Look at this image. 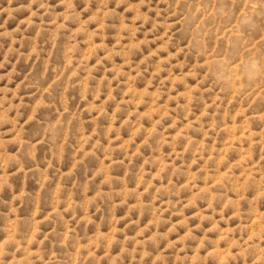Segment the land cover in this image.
<instances>
[{
  "label": "clouds",
  "instance_id": "obj_1",
  "mask_svg": "<svg viewBox=\"0 0 264 264\" xmlns=\"http://www.w3.org/2000/svg\"><path fill=\"white\" fill-rule=\"evenodd\" d=\"M262 21L264 0H83L82 7L78 0H0V264H221L223 257L264 264ZM109 27L117 28L110 46ZM66 32L63 64L54 65ZM22 61L31 65L26 73ZM46 112L54 118L45 120ZM37 125L41 135L32 138ZM42 146L49 153L43 166ZM100 153V167L83 184L65 185ZM117 166L124 169L119 177L110 172ZM33 174L35 192L26 186ZM105 201L113 212H128L113 215L107 230L97 224L81 236V224L95 222L90 209L100 213ZM144 208L152 219L141 226L131 213Z\"/></svg>",
  "mask_w": 264,
  "mask_h": 264
},
{
  "label": "rangeland",
  "instance_id": "obj_2",
  "mask_svg": "<svg viewBox=\"0 0 264 264\" xmlns=\"http://www.w3.org/2000/svg\"><path fill=\"white\" fill-rule=\"evenodd\" d=\"M21 3H26L27 0H20ZM55 2V0H54ZM78 5L80 7L83 6V0H78ZM96 5L93 4V8H95ZM89 14H85V16H87ZM119 21L118 20H113V21H110V24L112 25H118ZM262 24V27H264V21L261 22ZM14 26V24H13ZM90 27L94 28L95 27V24H92L90 25ZM117 31V28L116 27H109L105 30V40H106V43L110 46L112 43H114V36H115V33ZM28 35L31 37L32 35H34V32H30L28 33ZM47 35L45 36H42L40 38V44H41V48L43 49V52L45 54H47L48 52V48L50 47V45L47 44ZM70 42V37H69V34L66 32L64 33L62 39L60 40V47H58L55 51V55L51 61L52 64L54 65H62L63 64V49L66 45H68ZM97 42H100L99 40H97ZM4 45L6 46L7 45V41H3ZM31 46V40H28L26 41L25 43V51L28 50V48ZM81 47H83V45H81ZM145 52H147V49H144ZM103 54V53H101ZM163 55V53L161 54ZM130 57L133 61H138L139 58H140V53L139 52H136V51H133L131 52L130 54ZM116 62L117 63H120V58H116ZM43 64H44V60L43 58L41 59V62L40 64L36 65L35 67V70H34V76L38 77L40 72L43 71ZM31 67V65H25L23 63V61L21 62L20 66H19V70L21 72H28L29 68ZM49 78H51V73H49ZM144 84V80L141 79V80H138L134 83V86L137 87V90L139 89V87H142ZM76 100H78V97H76ZM111 108H112V104L110 103L108 106H107V109L108 111H111ZM140 111H143V106H141L140 108ZM54 113H51V112H46L44 114V118L45 120H49V119H53L54 118ZM123 116H124V113H120L119 114V117L120 119H123ZM132 119H135V117H133ZM107 120L102 118L98 123L103 126L105 124H107ZM167 122V121H166ZM141 123L145 124L146 126L149 125V121L147 118H145L144 120L141 121ZM91 125H89L90 127ZM130 128L129 126H125V128L121 129V133L122 135L126 138L128 137L129 135V132H130ZM39 135H41V126L40 125H37V126H34L30 133H29V136L32 137V138H35V137H38ZM141 136H143V131L141 132L140 134ZM194 136H196L197 138L199 137V133H193ZM223 136L220 137L221 140H223ZM135 146L133 145V148ZM143 153L145 155H147L149 153V149L147 146H145V148L142 149ZM165 151H167V149H165ZM226 151H228L226 149ZM117 157H120L122 155V153H116ZM48 156H49V153H48V150L46 147H41V150H40V157H39V160H38V163H40L41 166H43L44 162L48 159ZM103 158V153H100L99 156H93V157H88L86 159V162L84 165H82L78 170H77V173H76V176L75 177H66L64 179V183L65 185H70L72 183V180L73 179H76L80 184H83V182L85 181L86 177L87 176H90L93 172H95L99 167H100V162ZM26 165L28 166H31L32 165V161H29V160H26L25 161ZM72 163V158H71V151H69L67 153V155L65 156V158L62 160V166L64 168H67L71 165ZM140 163V160L139 158H137V161H136V165H138ZM135 171V166L133 168V172ZM110 172L112 173H115L117 177H119L120 175L123 174L124 172V169L121 167V166H117L115 167L114 169L110 170ZM22 177L21 176H18L15 180V183H16V186H17V190H19L20 186H21V182H22ZM38 180V176L36 174H33L32 177H30L27 181V188L32 191V192H35L36 191V187H37V183L36 181ZM183 178H179V180L177 182H182ZM126 182L129 184V185H133L135 183V177L134 175H129L128 177H126ZM121 185H120V181L119 179L117 180H114L113 182V187L114 188H119ZM92 190L94 191L95 190V183L92 185ZM185 195H187V193H185ZM8 194L7 192L5 193V198H7ZM76 198L77 199H81L80 195H79V190H77V194H76ZM144 199L147 201L149 198L146 196L144 197ZM49 202H50V193H46L45 196H44V199H43V203H42V206H41V211L44 212V211H47L48 207H49ZM129 202H133L132 198L130 197L129 199ZM102 211L100 213H95V209L92 208L90 209V214L93 215V218H94V223L88 227V228H85L84 224H81L80 226V234L81 236H84L86 234H89L93 231L96 230V227H97V224H99V226L104 229V230H107L110 226H111V222H112V217L113 215H116V216H124L125 213L128 212V208L126 206H121L120 208L116 209L115 212H113L112 210V204H111V201H105L102 205ZM191 211V210H189ZM78 212V215H84V212L81 211L80 209L77 210ZM31 213H32V204H31V201H28L25 203L24 205V216L27 218V217H30L31 216ZM131 219L132 220H136V219H139L140 221V225L143 226L144 224L148 223V221L150 219H152V210L151 208H144L143 211H142V214L138 213L137 211H133L131 213ZM174 220H177L179 219V217H175L173 218ZM129 221L127 219L125 220H122L120 222V224L118 225L120 228H124L125 224H127ZM26 225L28 224V220L26 219L25 221ZM191 223L193 225H195L197 223L196 220H193L191 221ZM259 223V221H258ZM5 224V220H4V217L3 216H0V227H3ZM207 226V225H205ZM167 227V225H163L161 226V231L165 230ZM136 231V226L133 225L131 228L128 229V232L129 234H132ZM198 259V257H197ZM210 259V258H209ZM221 264H228V258L227 257H223L222 260H221Z\"/></svg>",
  "mask_w": 264,
  "mask_h": 264
}]
</instances>
